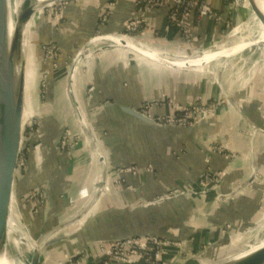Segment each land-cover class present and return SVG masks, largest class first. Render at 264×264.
I'll return each instance as SVG.
<instances>
[{
    "label": "crops",
    "instance_id": "1",
    "mask_svg": "<svg viewBox=\"0 0 264 264\" xmlns=\"http://www.w3.org/2000/svg\"><path fill=\"white\" fill-rule=\"evenodd\" d=\"M135 1L68 0L59 29L52 31L49 19H41L37 24L39 49L36 56L29 50L30 54L32 52L29 65L35 73L32 102L37 91L38 68L49 73L47 103L41 108L45 134L40 142L32 138L31 169L19 176L15 191L17 198L23 197L29 190L31 175L35 174V186H40L48 195L34 218L28 215V208L22 206L34 238L41 228L46 233L50 231L47 239L60 238L47 246L41 264L66 261L84 248H90L98 257L101 243L108 246L128 235H153L180 243V247L162 249L164 264H217L222 261L228 245L235 246V242L245 236L242 229L264 220V211L259 212L264 183L251 181L253 174L264 173V140L252 149L250 138L238 131L239 121L261 127L264 118L246 97L233 95L226 113L217 110L185 130L152 129L113 107L120 104L141 111L147 107V114L157 118L178 114L182 108L196 103H209L221 87L208 68H181L192 67L185 65L170 68L127 45L101 40L75 66L76 77L69 82L68 68L75 52L88 44L94 34H125L124 25L137 13ZM232 2L212 0V5L222 16L232 20ZM41 11L36 12L38 17ZM105 12H109L108 19L102 22ZM165 13L157 10L149 13V24L159 27V35L154 38L128 34L131 42L147 48L159 59L158 54L176 58L185 43L176 28L166 29ZM222 26L209 18H195L191 50L187 53L222 46L227 40ZM48 43L59 48L55 69L38 65L42 56L40 49ZM89 86L95 88L90 100L85 96ZM76 109L80 111L78 116ZM79 115L91 122L96 140L104 150L111 192L96 199L82 213V219L75 221L73 217L86 205V199H78V190L87 188L93 196L100 178L92 148L82 133L70 153L56 147L62 129L72 126L76 132L80 131ZM260 132L264 138V132ZM221 144L226 145L227 151L211 155V148ZM235 149L241 156L227 159L226 154ZM40 153L44 160L35 173ZM131 166L138 168L137 175L122 174L119 176L122 183L117 186L116 171ZM208 170L226 173L220 187L223 200L216 201L218 191L213 190L169 197L176 189L196 190ZM86 197L87 194L81 195V198ZM69 198L75 199L73 205L68 202ZM228 224L232 226L230 231L226 228ZM257 228L253 226L255 230H248L254 233L251 241L258 239L262 229L257 231ZM163 263L136 257L131 264Z\"/></svg>",
    "mask_w": 264,
    "mask_h": 264
},
{
    "label": "rangeland",
    "instance_id": "2",
    "mask_svg": "<svg viewBox=\"0 0 264 264\" xmlns=\"http://www.w3.org/2000/svg\"><path fill=\"white\" fill-rule=\"evenodd\" d=\"M20 1L21 2L18 5L19 9L17 7L18 12H21V10L25 6L30 5L31 2H34L35 0H31V1L20 0ZM66 2H68V1L51 3V5L47 6L45 9H43L41 11L42 13L39 15V17L35 13L36 14L35 21L33 23L31 31H30V47H29V50L31 49V51L34 52L35 56H36L35 53L38 54V49H39L36 46V43H37L36 27H37L38 22H40L41 19L42 20L49 19L48 25H49L50 29L55 32L60 27L62 13H64ZM256 6H258L257 9L260 8L259 5H256ZM232 7H233V9H232L233 10L232 11L233 12V18H232L231 30L234 27L235 28L232 30V32L230 29L228 32L227 31L225 32V37L227 36V34L229 32H231V34H230V36L227 37L226 42L222 46H220L218 48H216V47L215 48L214 47H209V48L203 47L202 50L193 51L192 54H187L185 56V53L183 51L184 50L183 48H185V43H184V45H181V49L179 50L176 58L170 59V58H167L161 54H158L160 59H163V60L167 61L168 63H169V61H184V60H188L189 58L196 59V58L201 57L204 53H213V52L220 51L222 49H228L229 47L230 48L234 47V46L238 45V43H240L245 37H247L248 35H251L252 33L254 35H257L256 31L258 29L257 28V26H258L257 20L258 19L256 18V20H255L256 16L250 8L249 0H233ZM157 11H163L164 13L165 12L167 13L168 8L157 9ZM149 13H150V11L146 12L145 15H141V17L143 18V22L141 24V26L143 27L142 30H139L138 32H132L131 31L132 33H129V35H132V37L138 36V37H143V38H154L155 36L159 35V32H158L159 27L157 28V26H152L148 22ZM35 14H34V16H35ZM137 14L138 13H136V15ZM136 15L133 16L131 19L135 18ZM102 19H103V15H102ZM124 28H126V25H124ZM142 31L144 32L143 33L144 35H142ZM127 36H128V34H127ZM99 42H100V40H98L96 42V44ZM48 44H50V43H48ZM46 46H47V44L42 45V47L40 49V51L42 53V56H41L42 60H40L41 58L39 59V56L37 57L39 59L38 65L40 66L42 64L44 67H47V66L50 67L51 66L52 68L55 69V67L52 65V61H51V65H50L49 59L58 57L59 48L57 46H55L53 43H51L50 44L51 47L48 49V53H47L44 50V48ZM83 46L78 51L75 52L76 54H75L74 58H76V55L81 52ZM91 47H92V45L90 44V45L86 46V48H84L87 51L84 50L83 57L86 54H88ZM43 50L45 51V53H43ZM45 54H46V58H45ZM30 58L32 61V52L30 54ZM79 61L80 60L77 61L75 66L76 65L78 66V64L80 63ZM22 62L24 64L25 68H28L26 71V76H25V110H24V115H23V124H24V122H25V124L23 126L22 143H21V151H20V156H19L18 170H17V175H16L15 190H16V186L19 184V176L20 175L23 176L25 173L27 174L28 172H30V169H31V166H30L31 163H30L29 159H30L31 151H32V147H33L32 138L36 137L39 142H40V140L42 141V139H43V134H42L41 128H40L41 121L43 120L42 119L43 114L41 112V110H42L41 108L47 103L46 97H47V88H48V80H49V73L47 71H42L40 68H38L37 73H38L39 77H38V81H37V91L35 93V96H34V99L32 102V92L33 91H31V90L33 89V82H34L35 73H34L33 69H31L32 67H30V65H29V59H28V56L26 54H25V57L22 58ZM167 62L165 64L167 67H170V68L175 67L172 64H167ZM232 62H235V63L231 67H228L229 64ZM71 65L72 64H70L69 65L70 67L68 68L69 82L71 79H74L76 77L75 76L76 72L74 71V69L71 68ZM214 65H215V68H213ZM181 68H187V69H191V70L192 69H199V68H208L209 74H211L213 78L215 77V82L218 83L221 88L218 90V92L215 94V96L212 97V100L209 103H205L207 107L213 108V112L220 110L222 113L223 112L226 113L228 108L230 107L229 101L233 102V100H232V98H234L233 95H238L240 98L246 97L245 99H247V101L250 104L256 105L257 111L259 112L260 116H263V118H264V42L263 43H256V44L252 45L250 48L244 50L243 52H239L238 54H236L235 56H232V57H229V56L219 57L216 60H214L212 62H208V63L201 65V66L181 67ZM90 88H91V86H89L85 92V96L87 98H88V95L91 94ZM32 103H33L34 111L32 110ZM214 109H216V110H214ZM75 112L77 114H79L80 111H79V109H76ZM36 116H38L41 119V121H38L37 119H35ZM86 121L88 124L87 127L85 125H83V123L79 119L77 120V124L79 126L78 128L80 130L79 132H76L74 130V128H72V126L65 127L64 129H62V133H61L60 138H59V139H61L62 135H64V132L67 130L71 131L77 138H80V135L82 133L83 136L85 137L86 141L88 142V144L92 148L93 156L95 158V161L97 162V166H98V169L100 172V178H99L97 185H96V190H95V193L93 195L94 198L92 199L93 202H86L84 210L81 213L79 212L75 216V218L73 217V220H75V221H80L82 219V213H85L86 210L94 203V201L96 199H99L101 196L104 195V194H102V191L104 189V184L106 183V179H107V177H109V173H107L108 168L106 165V161L104 160L105 162L103 163L102 160L97 159L99 144L96 140L97 136H95V134H94V128H93L91 122L87 118H86ZM239 125L240 126L238 128V131H240V133H242L244 135H247L250 138V143H251L250 148L254 149L255 148L254 145H257V143H259L260 140H262V139L264 140V138L261 136V132H260L261 130H262V132H264V126H262V125H261V127H258L257 125L249 126V124H247L245 121H242V120L239 121ZM90 130H93V131H90ZM259 133H260V135H259ZM256 138L257 139L260 138V139L258 141H254V140H256ZM78 142H79V139H78ZM59 143H60V141H59ZM77 145H78V143H77ZM221 146L226 148V145H224V144H221L220 147ZM240 156H241V153L237 149H235L233 151L232 157L237 158ZM43 160L44 159H42V154L40 153L39 160L37 161L36 168L34 170L35 172L41 169L42 164H43ZM99 163H101L105 166L100 167ZM257 172H258V170H257ZM101 180H104V182L100 183ZM251 181L254 184H255V182H257V183L260 182L261 184L264 183V173L262 172L260 174L259 173L253 174ZM108 182H109V180H108ZM29 184H31V183H29ZM30 191H31V189L29 187V190L21 198H17L18 196H17L16 191H15L16 202L14 203L13 218H14V221L17 223V226L15 227V230L9 235L8 250H9L11 256L13 258H16L15 261H17V264H23V263L24 264H30L33 252L35 251V248L39 250V253H40L39 264H41L40 260L42 259L43 253L47 250V243L49 242V240L54 238L53 237L51 239H45L44 243H40L39 241H41L43 238H48V236L51 235L50 231L48 233H45L46 231L42 230L43 228H41V230L38 232V234H39L38 239L34 238V236L32 235L30 223L26 218V214H24V212L22 210V206L27 207L29 212L32 209L29 206L28 202L24 200V197L27 194H29ZM78 192H79V190H78ZM78 192H77V195H78ZM105 195H107V194H105ZM47 197H48V195H47ZM70 199L71 198H69L68 201ZM72 200L75 201L74 198H72ZM37 206H38L37 208H38V212H39L40 205L38 204ZM259 208H260L259 212L261 214V212L264 211V199L259 200ZM36 214L33 215L31 212L32 216L30 215V213L28 215L34 218L36 216ZM253 226L258 227L257 231H259V228L262 229L261 232L259 233V236H257L258 239L255 242L251 241V236L254 233L252 234V232L248 231V230L252 229ZM61 228H62V226L60 228H58V231H60ZM53 229L54 228L52 227V230ZM244 229L245 230L242 229V231H244L245 236H243L241 238V240L238 237L239 240L237 242H235L236 244L233 243V244H235V246H233L231 244L228 245V247L225 249V251L223 253L224 254L223 255L224 260L222 259L221 263L226 262V261L234 258L239 253L248 251V247H250L256 243H259L264 238V220H261L259 222L257 221L255 223V225H252V226H250L248 228H244ZM252 230H255V229H252ZM239 241H240V243L238 244V246H236ZM15 242L16 243L18 242L17 248L14 246ZM25 243H27L29 245L28 249H27V247H26V250L24 248H22L21 246L19 247L20 244H25ZM33 243H35L34 247H32ZM111 244L112 243H110L109 245H111ZM102 249H103V245H100V250L102 251ZM83 254L93 255L90 248H84L79 253H77L73 258H68L66 261H62V262L59 261L57 264H59L60 262L64 263V264H70V262L72 260L75 261L79 258H82ZM99 257H100V263L103 262L104 258L106 260H109L111 258L110 256H106L104 253H103V255H101ZM99 257H98V259H96V261L99 260ZM80 264H91V263L81 260Z\"/></svg>",
    "mask_w": 264,
    "mask_h": 264
},
{
    "label": "built area",
    "instance_id": "3",
    "mask_svg": "<svg viewBox=\"0 0 264 264\" xmlns=\"http://www.w3.org/2000/svg\"><path fill=\"white\" fill-rule=\"evenodd\" d=\"M136 9H137V15L133 19H129L126 22V28H125V34H122L124 36H127V34L132 32H138L139 30H142V22L143 18L141 15H145L146 12L157 10V9H165L168 8V11L166 14V29H169V27H174L178 30V32L181 35V39L185 42V48H183L185 56L188 54L187 52L191 50V41L193 38V23L195 18H209L212 21L220 24L224 29V31L228 32L229 29L232 28V20L228 19L227 17L222 16L218 11H216L212 6V0H136ZM109 12H105L103 14V19L101 16L102 22H105L108 19ZM235 28V27H234ZM233 28V29H234ZM232 29V30H233ZM231 30V32H232ZM132 31V32H131ZM231 32L227 34L226 37L230 36ZM144 32L142 31V35ZM108 36H115V35H109V34H96L94 35L88 45H92L91 48L95 46L96 42H93L96 39L106 40V37ZM100 40V41H101ZM113 42L112 40H108ZM114 43V42H113ZM115 44V43H114ZM97 45V44H96ZM50 44H48L44 50L48 53V49L50 48ZM43 50V53L45 51ZM84 50L82 49L80 53L76 55V58L72 59L71 62V68H75V64L78 60H81L84 55ZM87 51V50H86ZM184 56V57H185ZM205 56V53L201 56ZM46 58V54H45ZM200 58V57H199ZM57 58H51L50 65L52 61V65L54 67H57ZM48 60V59H47ZM72 71V70H71ZM95 88L94 86H91L90 92L91 94L88 95V99L90 100L93 96ZM149 108L144 107L142 112L147 114L149 111ZM216 110V109H214ZM214 114L213 108L207 107L206 104H200L196 103L194 105H191L190 107H184L182 108L178 114L171 115V116H158L157 118H154L157 123L164 125V126H184V127H193L199 121L207 116L208 114ZM149 116V114H147ZM78 116V114H77ZM80 121L85 125L88 126L87 121L85 118H83L81 115H79ZM93 131V130H90ZM42 135V134H41ZM78 139L71 131L67 130L64 132V135H62L60 139V143L58 145V148L63 153H70L74 148L77 146ZM228 148H225L223 146L221 147H212L211 148V155L214 153H224V151H227ZM233 153L226 154V158L229 159L232 157ZM104 150L99 145L98 146V154L97 159L102 160L104 163L106 160L104 159ZM233 158V157H232ZM105 160V161H104ZM100 167H103L105 165L99 163ZM151 168H149L150 170ZM108 173V172H107ZM116 178H115V184L118 186L121 182V175L125 173H129L132 175H137L138 168L135 166L127 167V168H120L116 171ZM226 173L224 171H215L212 172L211 170H208L203 177L201 178L197 189H190V188H184V189H176L170 192L169 197H176L180 194H187V193H200L205 194L207 190H213L217 192L216 195V201L223 200L225 197L220 192L221 187V181L225 177ZM108 176V175H107ZM120 176V177H119ZM109 177L106 179V183L104 184V189L102 191V194H109L111 192L109 187ZM104 180H101L100 183H103ZM29 187L31 191L29 194H27L24 197V200L28 202L29 206L32 208L30 210L33 215H35L38 212V204L41 206V204H45L47 201V196L45 191L40 186H35L34 182H31L29 184ZM86 198H81V195H86ZM78 199L84 200L85 202H93V196L89 193L87 188H82L79 190ZM231 199H233V196H231ZM161 200V198H160ZM16 202V200H15ZM71 205L74 204V201L70 199L68 201ZM32 216V215H31ZM16 223V222H15ZM17 226V223H16ZM15 226V227H16ZM227 230H232V226L228 224L226 226ZM45 231V230H44ZM46 233V232H45ZM43 234V233H42ZM38 239V236L36 237ZM112 244L107 246L104 243H101L103 245L102 251L100 250V253L98 255L101 256L103 253L106 256H110L111 258L109 260H106L104 258L103 262L100 263V257L99 260L96 261L95 264H111V263H127L131 264L133 260L136 257H143L147 260H153L157 263H163L161 260V253L162 249L166 246H174V247H180L181 244L177 242H173L170 240H165L153 235L148 236H140L136 238H125V239H116ZM93 254V253H92ZM96 255H87L83 254L82 258H79L75 261H71L70 264H80L81 260L92 263L94 260L98 259ZM64 264V263H59ZM164 264V263H163Z\"/></svg>",
    "mask_w": 264,
    "mask_h": 264
},
{
    "label": "water",
    "instance_id": "4",
    "mask_svg": "<svg viewBox=\"0 0 264 264\" xmlns=\"http://www.w3.org/2000/svg\"><path fill=\"white\" fill-rule=\"evenodd\" d=\"M10 1L0 0V255L4 252L5 247L7 248L8 246L9 223L13 214L15 201V182L21 151L23 115L25 110V66L22 62L20 48L17 42L19 25L24 19L35 14L37 8L43 10L51 5L50 3H41L36 6L37 2L35 3L34 1L30 5L25 6L21 12L16 14V24L11 37ZM61 1L68 0H56L54 2ZM262 2L264 5V0ZM249 5L258 21L264 27V17L261 16L257 9L258 6L256 5L258 4L256 0H249ZM88 44L82 49L86 48ZM113 107L124 116L152 129L164 130L174 128L185 130L190 128L161 125L141 110L129 106L119 104ZM35 119L41 121L38 116ZM40 128L44 136L43 121H41ZM61 133L62 131L60 135ZM59 138L56 141V147L59 145ZM34 177L35 174H32L29 183L33 182ZM140 236L128 235L118 239L136 238ZM59 239L54 238L50 240L47 246L52 245ZM39 256V250L35 248L30 264H39ZM217 264H264V247L243 258H232L226 262Z\"/></svg>",
    "mask_w": 264,
    "mask_h": 264
},
{
    "label": "bare ground",
    "instance_id": "5",
    "mask_svg": "<svg viewBox=\"0 0 264 264\" xmlns=\"http://www.w3.org/2000/svg\"><path fill=\"white\" fill-rule=\"evenodd\" d=\"M56 0H35L36 6H38L41 3H52ZM21 1L20 0H11L10 1V28H11V37L13 35L14 32V26L16 24V14H18L17 12V7L19 5ZM257 4L260 6V8L258 9L259 13L261 14L262 17H264V5L262 4V0H256ZM35 6V7H36ZM19 9V7H18ZM21 10V9H20ZM36 12L41 11V9H36ZM35 12V13H36ZM34 14L31 15L30 17L24 19L21 24L19 25V30H18V38H17V42L20 48V52H21V56L22 58L25 57V54L28 56V59L30 57V53H29V47H30V31L31 28L33 26V20H34ZM256 20V17H255ZM257 35H254L253 33L251 35H248L247 37H245L240 43H238V45L234 46V47H229L228 49H222L220 51L217 52H213V53H205V56L200 57V58H190L188 60L185 61H169V63L163 59H159L158 57H156L153 53H150L149 51H147L146 49H143L141 47H139L138 45L136 46L135 43L131 42V40H129L130 38L128 36H124V35H120V36H108L106 37V40H112L115 44L117 45H127L131 48H133L134 50L138 51L139 53L143 54L146 58L153 60V61H159L162 64H172L174 66H201L204 65L208 62H212L214 60H216L219 57H232L235 56L236 54H238L239 52H243L244 50L250 48L252 45L256 44V43H263L264 42V27L262 26V24L257 20ZM250 29V28H249ZM98 40L101 39H96L93 42H97ZM96 44V43H95ZM132 44V46H131ZM96 46V45H95ZM29 53V54H28ZM27 58V57H26ZM25 76H26V68H25ZM25 124V122H24ZM23 124V126H24ZM15 203V201H14ZM13 210H14V205H13ZM15 226L16 223L14 221L13 218V214L9 223V235L15 230ZM45 239L47 238H43L41 241H39L40 243H44ZM53 240V239H51ZM50 242V240H49ZM33 245V246H32ZM31 246L34 247L35 243H33ZM14 246L17 248L18 247V242L14 243ZM22 247L26 250L29 248V245L27 243L25 244H20L19 247ZM264 247V238L259 242L256 243L250 247H248V251L239 253L238 255H236L234 258L238 259V258H243L255 251H257L258 249ZM16 258H13L8 250V246L7 248L5 247L4 252L0 255V264H17V261H15ZM24 264V263H23ZM209 264V263H206Z\"/></svg>",
    "mask_w": 264,
    "mask_h": 264
},
{
    "label": "trees",
    "instance_id": "6",
    "mask_svg": "<svg viewBox=\"0 0 264 264\" xmlns=\"http://www.w3.org/2000/svg\"><path fill=\"white\" fill-rule=\"evenodd\" d=\"M223 1H224V2L227 1V4H228V3H230L232 0H231V1H230V0H223ZM212 6H213V5H212ZM213 8H214V6H213ZM214 9H215V8H214ZM215 10H216V9H215ZM216 11H217V10H216ZM219 13H220V12H219ZM220 14H221V13H220ZM197 18H198V16H197ZM47 45H48V44H47Z\"/></svg>",
    "mask_w": 264,
    "mask_h": 264
}]
</instances>
